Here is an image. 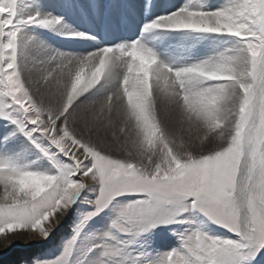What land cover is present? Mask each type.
<instances>
[{
	"label": "snow or ice",
	"instance_id": "1",
	"mask_svg": "<svg viewBox=\"0 0 264 264\" xmlns=\"http://www.w3.org/2000/svg\"><path fill=\"white\" fill-rule=\"evenodd\" d=\"M69 216L22 264H264V0H0V234L47 242Z\"/></svg>",
	"mask_w": 264,
	"mask_h": 264
},
{
	"label": "bare ground",
	"instance_id": "2",
	"mask_svg": "<svg viewBox=\"0 0 264 264\" xmlns=\"http://www.w3.org/2000/svg\"><path fill=\"white\" fill-rule=\"evenodd\" d=\"M123 2V0H121ZM42 2L49 6H55L61 2V0H42ZM46 11H52L53 15H60L61 10L55 9L53 10L52 7L46 8ZM65 21L69 24L72 28L78 29L80 31H86L93 29L95 27L90 21L84 19H78L76 17H69L65 16ZM131 29L126 28L122 29L113 34L115 39H124L125 33H129ZM138 34V33H137ZM129 37V36H128ZM132 37V35H131ZM46 39L53 47L60 48L64 51L69 52H80L85 49L91 50L93 47L96 46V42L93 41H76V40H67L62 38L59 35H56L52 32H48L43 37ZM151 38V37H150ZM126 39V38H125ZM67 221V218L61 224V226L56 230V232L50 237V240L57 239L60 235H62L66 227H64V223ZM0 264H16L19 260L25 259L29 253L37 249L38 247L42 246V244L47 242H33L31 244H27L26 240L21 241L18 237L11 236L10 239L13 241L11 247L6 248L3 236H0Z\"/></svg>",
	"mask_w": 264,
	"mask_h": 264
},
{
	"label": "rangeland",
	"instance_id": "3",
	"mask_svg": "<svg viewBox=\"0 0 264 264\" xmlns=\"http://www.w3.org/2000/svg\"><path fill=\"white\" fill-rule=\"evenodd\" d=\"M122 2V1H121ZM130 30L129 33H125L124 39L128 38H135L136 35H138V31L136 30L135 25H131L128 27ZM138 33V34H137ZM132 35V37H131ZM129 36V37H128ZM146 39H151L150 37H147ZM197 219V225L199 228H201L203 231H206L210 234H222L223 229L218 228L217 225L207 221L203 217H196ZM72 222V217H67V221L64 223V227H66L65 232L60 235L55 240H50L47 243H43L42 246L38 247L34 251L28 254V256L23 259L19 260L16 264H22V261L26 260L29 256L36 252H47V253H56L59 251L60 245L62 240L67 239L71 234L70 224ZM105 223L104 218H99L96 223L92 226L93 229L101 227ZM189 228V225H161L160 227L154 229L152 232L146 234L143 237V240L146 242V246H148L149 250H155L157 252H165L170 247L176 246V238L172 235L173 229H176L178 231H184ZM2 234H0L1 236ZM17 237V236H15ZM1 239V237H0ZM19 240L24 241L26 238L24 237H18Z\"/></svg>",
	"mask_w": 264,
	"mask_h": 264
}]
</instances>
